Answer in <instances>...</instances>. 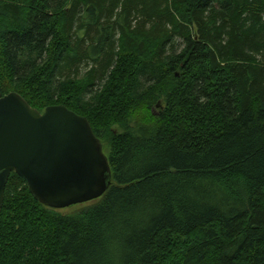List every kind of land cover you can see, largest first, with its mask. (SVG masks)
I'll list each match as a JSON object with an SVG mask.
<instances>
[{
  "label": "trees",
  "instance_id": "trees-1",
  "mask_svg": "<svg viewBox=\"0 0 264 264\" xmlns=\"http://www.w3.org/2000/svg\"><path fill=\"white\" fill-rule=\"evenodd\" d=\"M0 85L113 174L63 214L13 172L0 264H264V0H0Z\"/></svg>",
  "mask_w": 264,
  "mask_h": 264
},
{
  "label": "water",
  "instance_id": "water-1",
  "mask_svg": "<svg viewBox=\"0 0 264 264\" xmlns=\"http://www.w3.org/2000/svg\"><path fill=\"white\" fill-rule=\"evenodd\" d=\"M15 172L41 204L64 209L101 198L112 169L89 120L65 105L41 112L0 85V214Z\"/></svg>",
  "mask_w": 264,
  "mask_h": 264
},
{
  "label": "rangeland",
  "instance_id": "rangeland-1",
  "mask_svg": "<svg viewBox=\"0 0 264 264\" xmlns=\"http://www.w3.org/2000/svg\"><path fill=\"white\" fill-rule=\"evenodd\" d=\"M155 111H157L155 109ZM117 131L119 132H122L123 131V128L119 127V126H115L114 127ZM109 149H110V145L106 144L105 145V148H104V151L105 153H109ZM93 201H96V200H93ZM93 201H90V202H87V203H82V204H77V205H73V206H70V207H67V208H64V209H59L58 211L63 213V214H72V213H75L77 211H79L80 209H82L83 207H86L88 205H90Z\"/></svg>",
  "mask_w": 264,
  "mask_h": 264
}]
</instances>
